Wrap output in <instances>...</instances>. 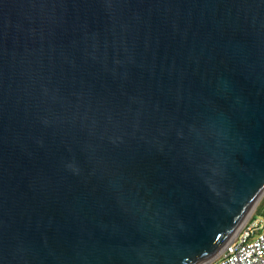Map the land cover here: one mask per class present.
<instances>
[{
    "label": "water",
    "instance_id": "obj_1",
    "mask_svg": "<svg viewBox=\"0 0 264 264\" xmlns=\"http://www.w3.org/2000/svg\"><path fill=\"white\" fill-rule=\"evenodd\" d=\"M264 195V0H0V264H208Z\"/></svg>",
    "mask_w": 264,
    "mask_h": 264
},
{
    "label": "built area",
    "instance_id": "obj_2",
    "mask_svg": "<svg viewBox=\"0 0 264 264\" xmlns=\"http://www.w3.org/2000/svg\"><path fill=\"white\" fill-rule=\"evenodd\" d=\"M208 264H264V228L258 232L247 221L228 248Z\"/></svg>",
    "mask_w": 264,
    "mask_h": 264
},
{
    "label": "trees",
    "instance_id": "obj_3",
    "mask_svg": "<svg viewBox=\"0 0 264 264\" xmlns=\"http://www.w3.org/2000/svg\"><path fill=\"white\" fill-rule=\"evenodd\" d=\"M264 206L261 207V204L256 207L255 213L249 219V222L252 223L256 231H260L264 228Z\"/></svg>",
    "mask_w": 264,
    "mask_h": 264
},
{
    "label": "rangeland",
    "instance_id": "obj_4",
    "mask_svg": "<svg viewBox=\"0 0 264 264\" xmlns=\"http://www.w3.org/2000/svg\"><path fill=\"white\" fill-rule=\"evenodd\" d=\"M259 204H261V207H263L264 206V195H263V197L261 198V200H260V203ZM258 204V205H259ZM258 205L256 206V207H258ZM256 210V209H255ZM254 213H255V211H254ZM253 213V214H254ZM252 217V216H251ZM264 218V217H263ZM248 221H249V219H248Z\"/></svg>",
    "mask_w": 264,
    "mask_h": 264
}]
</instances>
